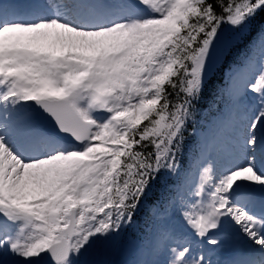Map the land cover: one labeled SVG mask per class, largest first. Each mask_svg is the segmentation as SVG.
I'll use <instances>...</instances> for the list:
<instances>
[{
    "label": "snow or ice",
    "instance_id": "6c2138e0",
    "mask_svg": "<svg viewBox=\"0 0 264 264\" xmlns=\"http://www.w3.org/2000/svg\"><path fill=\"white\" fill-rule=\"evenodd\" d=\"M253 45L236 97L255 102L227 163L165 202L213 251L248 246L227 264H264V0H0V264H80L118 241L178 174L207 87ZM146 247L212 264L186 233Z\"/></svg>",
    "mask_w": 264,
    "mask_h": 264
},
{
    "label": "rangeland",
    "instance_id": "374dc122",
    "mask_svg": "<svg viewBox=\"0 0 264 264\" xmlns=\"http://www.w3.org/2000/svg\"><path fill=\"white\" fill-rule=\"evenodd\" d=\"M260 63L261 52L258 60L254 64H251L252 70L255 71L259 67ZM247 75L248 70L246 67L240 70L229 71L226 74V91L229 95L230 101L218 117L213 118L210 123L208 122L196 131L195 134L200 141L201 147L200 167L194 173H187L183 184L177 188V194L184 195L183 192L185 191H188L190 192V194H192L193 189L198 183L202 166L207 163H212L209 160V152L212 149L211 146L215 148L219 156H229L231 141L234 137L235 131L232 130L231 125L229 127L227 121L234 120V114L238 113L240 110L237 105H239L241 102L249 99H252V101L255 102V98L251 92L243 97H236L237 84L239 83V80L245 78ZM252 78L254 79V76ZM171 212V215H180L177 208L173 206L171 207ZM171 215L168 211H164L162 213L161 221L152 229L150 233V240L140 241L139 245L133 244L131 241L126 242L125 245L121 246L122 249L118 250L117 254L121 255L128 252L132 255V259L134 260L135 264H137V261L141 259L150 260L152 251H149L146 246L148 245L149 241L153 240L156 236H158L165 230L174 231L177 234L186 233L188 238L193 241L194 247L197 244L201 245L196 241V238L193 237L191 233H189L188 230L184 227L183 222L180 221L179 223H177L173 221ZM119 241L121 240L118 239V241L116 242H97L86 255L80 257V264H117L115 263L114 250L116 249V245H118ZM246 248L249 249L248 247ZM243 253H245V250L243 251ZM163 255L166 256V254L164 253Z\"/></svg>",
    "mask_w": 264,
    "mask_h": 264
},
{
    "label": "trees",
    "instance_id": "16d2710c",
    "mask_svg": "<svg viewBox=\"0 0 264 264\" xmlns=\"http://www.w3.org/2000/svg\"><path fill=\"white\" fill-rule=\"evenodd\" d=\"M258 45H253L250 51H245L239 54H234L228 61L227 66L222 67L212 80L211 84L205 90L203 99L197 105V112L195 119L189 122L187 132L185 133L184 151L180 158V169L178 174L166 176L161 181L162 187L157 189L158 199L154 200L152 204L145 205L143 211L138 215L136 223L140 226L136 232H141L149 226L152 221L155 211L161 207L168 200L169 195L174 189V186L180 182L184 171L189 167V163L195 161L197 158L198 143L193 131L200 125L203 120H209L212 116H216L221 112V106L228 101V96L225 92L224 74L226 70L240 66L245 60L254 56Z\"/></svg>",
    "mask_w": 264,
    "mask_h": 264
},
{
    "label": "bare ground",
    "instance_id": "6f19581e",
    "mask_svg": "<svg viewBox=\"0 0 264 264\" xmlns=\"http://www.w3.org/2000/svg\"><path fill=\"white\" fill-rule=\"evenodd\" d=\"M8 1H10V3L16 2V0H3V2H7V3ZM59 2H62V0H49V3H59ZM253 103L254 102L252 101V99H249L237 105V107L240 108V110L238 113L234 114V120L227 121L229 127L230 125L232 126L233 131H235V129L239 126V124L243 120L245 113L248 111L249 106L252 105ZM211 148L212 149L209 152V160L212 163H214L216 167H220L225 163H227L229 156L228 157L219 156L215 148L212 146ZM246 247L248 246L243 241L237 240L227 245V247L223 250L217 249L213 251L210 246L203 244L196 246V249H198V251H202L206 259L212 261V264H227V262L233 257L242 255V250H245ZM165 259L166 256H164L162 252L152 251L150 260L160 261L161 264H163V261Z\"/></svg>",
    "mask_w": 264,
    "mask_h": 264
},
{
    "label": "water",
    "instance_id": "95a60500",
    "mask_svg": "<svg viewBox=\"0 0 264 264\" xmlns=\"http://www.w3.org/2000/svg\"><path fill=\"white\" fill-rule=\"evenodd\" d=\"M45 259H46L48 262H50L51 264H53V261H52L50 258H48L47 255H45Z\"/></svg>",
    "mask_w": 264,
    "mask_h": 264
}]
</instances>
